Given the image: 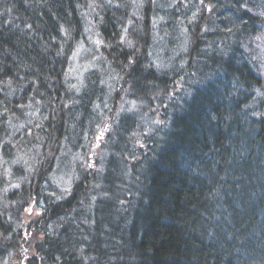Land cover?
<instances>
[{
    "label": "trees",
    "instance_id": "obj_1",
    "mask_svg": "<svg viewBox=\"0 0 264 264\" xmlns=\"http://www.w3.org/2000/svg\"><path fill=\"white\" fill-rule=\"evenodd\" d=\"M13 1L24 9L22 0ZM104 1L40 0L34 4H55L82 25L86 8L100 11V17L108 14L107 8L101 9ZM151 4L166 8L168 17L154 13L160 32L152 42H141V52L153 60L156 50L176 45L178 57L158 78H143L134 70L138 78L128 94L141 97L137 101L141 105L133 97L121 100L122 109L113 102L111 109L124 113L128 122L112 125L108 140L84 147L77 156L85 164L78 175L85 178L76 198L84 202L82 208L78 204L65 207L62 250L49 242L53 233H44V216L50 207L39 210L38 204L32 206L33 200H26L27 207L17 206L0 192V207L8 201L10 209L23 214L22 230L33 225L41 228L46 239L43 249L38 241L32 246L23 240L21 246V231V244L8 255L0 251V264H264V145L256 154L249 151L255 143H264V118L256 116L264 108L250 94L243 101L252 105L246 114L236 116L235 109L228 108L238 92L246 93L249 83L257 81L264 0H123L119 6L143 9ZM190 7L199 9L193 20ZM56 17L52 13L49 19ZM223 21L232 27L230 33L225 40L213 38L221 36ZM146 26L149 30L141 20L140 27L150 34ZM59 31L54 35L57 43L66 45L71 38L67 31ZM21 46L26 49L24 42ZM219 50H225L223 58ZM14 57L19 64L16 69L36 80L9 78L12 89L0 80V99L31 97L35 90L83 91L96 85L94 78H85L81 85L40 78L38 48L25 55L15 52ZM63 62L71 63V59ZM11 64L3 57L4 74L13 75L7 68ZM132 109H137L138 117L132 116ZM177 109L180 117L169 121ZM159 136L172 137L174 142L165 150V140H156ZM240 141L246 153L242 154Z\"/></svg>",
    "mask_w": 264,
    "mask_h": 264
},
{
    "label": "bare ground",
    "instance_id": "obj_2",
    "mask_svg": "<svg viewBox=\"0 0 264 264\" xmlns=\"http://www.w3.org/2000/svg\"><path fill=\"white\" fill-rule=\"evenodd\" d=\"M38 1L22 0L21 6L24 9H21L13 0H0V80L10 89L13 85L9 78H25L26 82L36 80L23 70L16 69L19 64L14 54L19 52L25 55L38 48L42 56L39 62L36 61L43 71L40 78H61L79 85L85 78H94L96 85L83 91L48 94L35 90L31 97L11 95L0 99V192L5 200L17 206L27 207L26 200H33L32 206L38 204L39 210L50 207L44 216L47 224L44 233H53L49 242L58 245L56 250H62L66 239L62 231L66 227L62 222L67 220L65 207L69 209L78 204L82 208L80 204L84 202L76 198V190L82 186L85 178L78 175L85 169V164L77 156L83 153L84 147L108 140L112 125L128 122L124 113L113 111L110 106L115 103L118 109H122L119 105L121 100L133 97L128 94L133 89L134 78H138L133 71L140 72L143 78H158L164 70L169 69L167 66L171 64V59L178 57V49L176 45H170L167 49L156 50L153 60H148L147 55L141 52V42H152L160 32L154 13L168 17L164 7L151 4L143 9L126 8L119 6L123 0H105L101 9L107 8L105 11L108 14L102 15L95 29L97 23L90 17L91 10L87 8L83 11L81 25L77 19L70 20L68 10L50 3L45 7L34 4ZM52 1L67 3V0ZM27 8L25 13L23 10ZM198 11V7L189 8L188 14L192 20ZM52 13L58 18L49 19ZM141 20L148 25L149 30L146 26V32L150 34H146L144 28L140 27ZM187 23L192 26L196 24ZM59 28L67 31L71 38L66 45L58 44L54 36L60 32ZM231 29L230 24L228 26L223 21L221 36L212 37L225 40ZM21 42H24L26 49H22ZM224 51L219 50L218 56L223 58ZM3 57L12 62L7 68L12 70L13 75L8 72L4 74ZM66 58L71 59V63L63 62ZM74 61L83 67L87 66V73L84 72L83 77L71 71ZM254 77L257 81L249 83L245 88L246 93L238 92L228 106L235 109L233 114L236 116H240V112L246 114L251 109L249 101L243 102L249 94L258 106L264 108V85H260L264 75L259 71L254 73ZM75 78L83 80L79 82ZM107 86L112 90L106 89ZM139 100V96L132 98L138 106L141 105L137 104ZM205 109L212 112L207 107ZM131 114L136 118L139 113L137 109H132ZM180 114L177 109L170 115L169 121H177ZM256 116L259 120L264 118V110L256 113ZM233 118L236 119L235 116ZM135 122L140 125L138 121ZM156 140H165L162 147L166 150L174 139L159 136ZM263 145V142H257L254 144L256 148H249V151L256 154ZM59 185L62 186L59 188ZM72 196H75L73 201L69 200ZM6 202L0 207V227L4 231L0 234V251L8 255L19 247L21 239V246L23 240L32 246L38 241L40 249H43L46 239L41 228H33L31 225L22 230L23 214L15 208L10 209ZM212 203L215 201L212 200ZM212 203L211 206L220 207Z\"/></svg>",
    "mask_w": 264,
    "mask_h": 264
},
{
    "label": "rangeland",
    "instance_id": "obj_3",
    "mask_svg": "<svg viewBox=\"0 0 264 264\" xmlns=\"http://www.w3.org/2000/svg\"><path fill=\"white\" fill-rule=\"evenodd\" d=\"M90 12H91L90 17H92L93 20H95V23H97L96 25L98 26V23L101 21V17H100L101 12L100 11L99 12L90 11ZM171 33H172V31L169 32L170 35H171ZM261 40L263 41V44L259 43V45H258V52L256 53V57L258 59V68L260 70V74H263L264 75V40L263 39H261ZM71 71H73L77 75L83 77L84 76V72L87 73L86 72L87 71V66H84L83 67L78 62H75L74 61V64L71 67ZM75 80H77V81L80 82V81L83 80V78H75ZM240 142L241 143H240L239 147L241 148L242 154H243V152L246 153L245 144L242 141H240ZM240 153L241 152H239V155H241Z\"/></svg>",
    "mask_w": 264,
    "mask_h": 264
}]
</instances>
